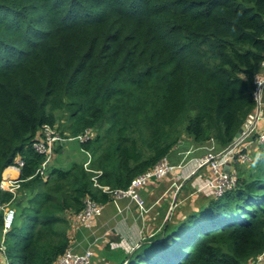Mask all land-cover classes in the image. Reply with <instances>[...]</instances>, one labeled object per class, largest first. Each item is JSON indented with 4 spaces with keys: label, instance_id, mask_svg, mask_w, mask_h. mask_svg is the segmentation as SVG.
Returning <instances> with one entry per match:
<instances>
[{
    "label": "trees",
    "instance_id": "1",
    "mask_svg": "<svg viewBox=\"0 0 264 264\" xmlns=\"http://www.w3.org/2000/svg\"><path fill=\"white\" fill-rule=\"evenodd\" d=\"M263 61L264 0H0V182L24 162L13 200L0 189L15 210L7 264H55L84 197L112 200L84 152L67 168L48 164L46 179L36 172L43 125L66 138L93 129L78 142L90 168L126 189L183 135L226 149L256 109ZM235 171L233 188L108 264H248L264 251V144ZM3 224L0 210L1 236Z\"/></svg>",
    "mask_w": 264,
    "mask_h": 264
},
{
    "label": "built area",
    "instance_id": "2",
    "mask_svg": "<svg viewBox=\"0 0 264 264\" xmlns=\"http://www.w3.org/2000/svg\"><path fill=\"white\" fill-rule=\"evenodd\" d=\"M255 91L254 99L256 102V112L257 116L255 120H251L247 128L241 133L239 139L235 141L234 144H230L226 149L222 151H215L213 145L208 148L204 156H201L194 161V168L191 174H194L197 169L201 167H208L212 172V177L207 181L203 182L198 188L204 187L208 189L209 192L218 193V195L226 192L227 189H231L236 185L237 175L235 171V164L247 163L251 161L250 148L248 153H243L246 149L244 146L248 142H253L255 147H260L264 144V129L258 127L259 123L264 125V115L261 112L262 109V95L264 89V61L260 64V72L255 77ZM95 136V131L93 129H87L84 133L76 137H64L59 131L49 125H43L40 129L38 137L33 141V149L44 156V159L37 169V173L43 177L47 178L46 167L51 162L55 145L62 141L76 140L82 143L89 140ZM86 154V159L83 162V167L86 171L92 173L91 181L92 185L102 192L108 194L112 197V202L117 208L118 212L122 209L118 206V199L123 197H128L134 202H136L139 207L143 210V202L139 196V189L145 186L153 179H161L168 173L175 171L182 167V165H174L166 157L161 158L151 169L146 170L144 173L136 176L126 189H113L109 185L102 184L99 181V176L102 174L101 170H96L90 168L91 154L88 151H83ZM233 164V168L224 171L225 164ZM24 162L20 157H17L15 161L7 166L2 174V179L0 182V189L11 193L12 199L16 196L17 190L20 186L21 179L18 178L20 175V170L23 167ZM6 170H10L9 173L4 175ZM197 188V189H198ZM180 185L176 186V194ZM196 189V190H197ZM177 198V197H176ZM10 205V204H9ZM8 204L0 205V210L4 213V224H3V234L0 240V252L4 253V236L7 230L10 228L13 217L14 208L10 207ZM103 205L93 198L86 196L83 199L82 209L71 216L70 224L75 228L80 226L90 227L97 216L102 214ZM70 244L67 250L57 257L55 264H91L92 257L94 256L93 249L87 248L84 251H76L71 247L72 244V229H69ZM113 244V243H111ZM248 264H264V251L257 255L255 258L250 259Z\"/></svg>",
    "mask_w": 264,
    "mask_h": 264
},
{
    "label": "crops",
    "instance_id": "3",
    "mask_svg": "<svg viewBox=\"0 0 264 264\" xmlns=\"http://www.w3.org/2000/svg\"><path fill=\"white\" fill-rule=\"evenodd\" d=\"M261 112L264 115V106ZM259 128L264 129V126ZM181 143L182 141L170 152L167 158L170 159L169 161L172 164L176 166L182 165V167L168 173L161 180L149 182L139 189L138 192L143 202V210L128 197L118 199V206L122 209L121 212L117 211L112 202L104 204L102 214L94 219L90 227L80 226L74 229L70 224V229H72L71 247L81 252L87 248L92 249L91 246L94 245L99 251L103 247L99 246L96 241L104 234L113 236L109 245L112 242H116L119 245L116 250L120 249L124 251L122 253L124 255L126 254V250L132 246V242L138 241L140 236H143V230L146 232L145 238L155 236L159 232L158 227L166 217L175 197H177L175 203L180 204L184 202L185 204L182 203L184 206L181 205L182 207L178 209L179 211L171 221L173 224L182 221L192 213L200 211L201 206L208 201L209 197L203 194L193 199L194 196L192 194L203 182L212 177V172L205 166L197 169L194 174L191 173L195 166V159L203 156L209 147L204 146L199 148L192 142V150H190L189 154H186L189 149L183 152ZM244 146L250 148L251 158L259 154L260 147L254 148L253 142H248ZM191 153H193L192 156H190ZM230 166H233V164H230ZM177 185H180V189L175 196ZM191 195L193 196L192 199L190 198ZM107 249L111 250L110 246ZM106 259L108 262L112 261L110 260L112 258ZM0 264H7V259L2 252H0Z\"/></svg>",
    "mask_w": 264,
    "mask_h": 264
},
{
    "label": "rangeland",
    "instance_id": "4",
    "mask_svg": "<svg viewBox=\"0 0 264 264\" xmlns=\"http://www.w3.org/2000/svg\"><path fill=\"white\" fill-rule=\"evenodd\" d=\"M262 101L264 102V89H263V97H262ZM261 106H264V103L261 104ZM67 120V117H66ZM264 126L263 123H259L258 127ZM67 133V132H65ZM94 137V136H92ZM181 149L183 150V152H185L187 149H189V151L186 152V154L190 153V150H192L191 144H192V139L189 138L186 135H183V137L181 138ZM180 141V142H181ZM179 142V143H180ZM62 143L61 147L58 149V151H54V156L51 160V162L49 163L51 166H55V167H61V168H67L69 167V165L74 161V160H80L82 158V154L83 152L80 150V146L79 143L76 140H70V141H62L60 142ZM178 143V144H179ZM193 145V144H192ZM55 147H57V145H55ZM254 148H258L255 147L253 145ZM75 150V151H74ZM81 151V152H80ZM249 151V147L243 150V153H248ZM207 152V151H206ZM253 153V152H252ZM170 154V153H169ZM84 155V154H83ZM193 153L190 154V156H192ZM204 156V155H203ZM169 157V156H168ZM196 158V157H195ZM86 159V156L84 155V160ZM181 159V158H180ZM170 160V159H169ZM250 162L247 163H240L238 165H247ZM235 166V165H234ZM70 229V226H69ZM171 230V229H168ZM167 230V231H168ZM143 236H146V232L143 230ZM112 237L113 236H108V235H102L97 241L96 243H98L99 246H102L103 248L100 249L99 251L97 250L96 246H91L92 249L94 250V252L96 253L94 255V257H92V261L91 264H108L109 262L107 261L106 258H114L112 261L110 262H115L116 260H120L122 253L124 251L117 249L116 248L119 246L116 242H112L113 244L109 245V242L112 241ZM138 241H133L132 242V247H134ZM111 248V250H108L107 247ZM131 247V248H132ZM131 250V249H130ZM129 250V251H130ZM127 251V250H126ZM118 254V255H116ZM119 257V258H116ZM108 262V263H107Z\"/></svg>",
    "mask_w": 264,
    "mask_h": 264
},
{
    "label": "water",
    "instance_id": "5",
    "mask_svg": "<svg viewBox=\"0 0 264 264\" xmlns=\"http://www.w3.org/2000/svg\"><path fill=\"white\" fill-rule=\"evenodd\" d=\"M256 116H257V114H256V112H252L248 117H247V120L245 121V123L239 128V130L237 131V133L235 134V136L233 137V140H232V144H234L235 143V141L237 140V139H239L240 138V136H241V133L247 128V126H248V124H249V122L251 121V120H255V118H256ZM231 168H233V166H230V164L229 163H227V164H225L224 165V171H226V172H228V170H230ZM19 178V177H18ZM207 195V197H209L208 198V200L209 199H211V198H215V197H218V196H220V195H222V194H220V195H218V193H215V192H209L208 191V189H205L204 187H201V188H198L192 195L194 196H192L191 195V199H192V197H193V199L194 198H196L197 196H199V195ZM176 196V195H175ZM175 200H176V197L174 198V201L172 202V205H171V208L169 209V211L167 212V215H166V217L162 220V222L160 223V225H159V227H158V230H159V232L156 234V235H158V234H160V233H164V232H166L168 229H172L171 227H173L175 224H177L178 222H180V221H178V222H176L175 224H173L171 221L173 220V218L175 217V215H176V213L179 211L178 209L180 208V207H182V206H184V205H182V203H184V202H181L180 204H178V203H175ZM207 203V202H206ZM205 203V204H206ZM185 204V203H184ZM204 204V205H205ZM182 205V206H181ZM204 205H202L201 207H203ZM182 220V219H181ZM167 225H169V227L167 228L166 226ZM155 235V236H156ZM155 236H151V237H148V238H145L144 236H140V239H139V242L134 246V247H130L129 249H127V251H126V254H130L135 248H137L139 245H140V243L141 242H143V241H145V240H147V239H149V238H153V237H155ZM131 249V250H130ZM130 250V251H129ZM123 256V255H122ZM122 256H121V258H122Z\"/></svg>",
    "mask_w": 264,
    "mask_h": 264
},
{
    "label": "bare ground",
    "instance_id": "6",
    "mask_svg": "<svg viewBox=\"0 0 264 264\" xmlns=\"http://www.w3.org/2000/svg\"><path fill=\"white\" fill-rule=\"evenodd\" d=\"M9 172H10V170H6V171L4 172V175L7 174V173H9Z\"/></svg>",
    "mask_w": 264,
    "mask_h": 264
}]
</instances>
